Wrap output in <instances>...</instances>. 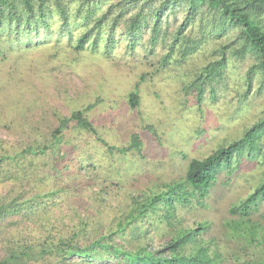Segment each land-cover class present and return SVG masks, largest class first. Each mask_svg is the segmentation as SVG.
<instances>
[{"label": "trees", "instance_id": "1", "mask_svg": "<svg viewBox=\"0 0 264 264\" xmlns=\"http://www.w3.org/2000/svg\"><path fill=\"white\" fill-rule=\"evenodd\" d=\"M122 48L125 56L163 52L161 65L172 69L192 60L185 88L198 104L208 90L212 100L232 88L248 99L254 89L264 92V0H0L3 61L37 51L52 72L60 61L78 68L86 52L114 61ZM65 50L77 57L65 59ZM245 60L251 65L242 73L238 62ZM145 80L128 95L133 110ZM12 99L8 107L21 112ZM95 107L58 116L48 145L0 141V184L8 188L0 198V264H264V118L206 158L190 160L184 178L159 191L128 196L110 211L100 207L92 222L76 208L67 219L56 212L78 189L60 184L61 172L77 145L65 132L73 124L96 133L88 118ZM139 143L134 137L132 146ZM117 152L127 160L130 151ZM48 155L55 164L43 177L37 161ZM84 162L76 156L71 166L83 169ZM243 162L262 169V178L226 210L223 239L208 236L207 221L188 226L182 211L198 217L197 206L207 209L221 177H237Z\"/></svg>", "mask_w": 264, "mask_h": 264}, {"label": "rangeland", "instance_id": "2", "mask_svg": "<svg viewBox=\"0 0 264 264\" xmlns=\"http://www.w3.org/2000/svg\"><path fill=\"white\" fill-rule=\"evenodd\" d=\"M63 52L65 59L77 57L70 50ZM125 52L120 49L114 61L81 53L78 68L60 61L52 72L45 70L37 51L15 54L12 59L8 55L11 61L0 56V141L16 142L21 147L48 145L59 126L58 116L70 117L75 110L96 105L88 113L96 133L81 131L73 124L69 126L73 130L65 132L77 145L78 160L85 161L83 169H73L76 156L71 155L72 162L61 172L60 184H73L78 189L75 196L68 194L63 212H56L67 219L76 208L92 222L100 207L110 211L126 203L128 196L159 191L165 184L184 178L190 160L206 158L264 118V92L257 94L254 89L246 99L232 88L212 100L208 90L198 104L195 94L185 88L192 78V60L172 69L161 65L163 52L153 58L142 52L125 56ZM238 64L245 73L251 61ZM145 74L140 85L141 105L133 110L128 95ZM12 98L18 100L21 112L8 107L16 104ZM134 137L139 146H132ZM112 147L113 152L108 149ZM117 149H129L127 160L121 159ZM50 158L37 161L41 169L38 175L51 173L55 161ZM250 166L243 162L237 177L228 183L230 178L223 175L208 198V208L197 206L198 217H192L193 210L182 211L186 224L195 227L193 219L207 221L211 228L208 236L221 241L226 210L261 181L262 169L252 171ZM59 167H64L62 162L55 165L56 170ZM0 186L1 198L8 188L5 183Z\"/></svg>", "mask_w": 264, "mask_h": 264}]
</instances>
